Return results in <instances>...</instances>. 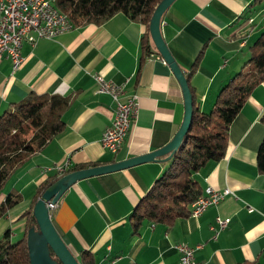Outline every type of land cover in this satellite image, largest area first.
Here are the masks:
<instances>
[{"label": "crops", "instance_id": "0c3cea01", "mask_svg": "<svg viewBox=\"0 0 264 264\" xmlns=\"http://www.w3.org/2000/svg\"><path fill=\"white\" fill-rule=\"evenodd\" d=\"M262 9L264 0H175L164 12L163 38L185 74L203 49L190 78L201 111L210 110L220 88L248 58L264 25ZM247 17L256 28L241 45L250 28ZM145 31L144 24L119 12L101 25L24 42V62L15 72L8 59L0 60V114L29 93L72 94L63 133L35 153L0 194V199L9 191L22 196L0 218V238L7 228L13 240L26 235L27 218L21 216L33 208L37 187L53 175L47 167L111 164L161 148L176 134L184 117L182 91L153 43L141 64ZM95 74L124 85L126 95H137L136 114L116 153L101 144L115 102L97 92ZM263 113L264 81L231 122L225 156L195 174L203 194L207 188L232 192L198 217L179 218L171 227L145 222L132 234L129 216L165 165L150 161L77 181L51 212L55 228L76 257L89 250L96 264H182L178 244L200 246L194 259L201 264H264V173L256 165ZM217 216L230 222L214 239L210 226Z\"/></svg>", "mask_w": 264, "mask_h": 264}, {"label": "trees", "instance_id": "16d2710c", "mask_svg": "<svg viewBox=\"0 0 264 264\" xmlns=\"http://www.w3.org/2000/svg\"><path fill=\"white\" fill-rule=\"evenodd\" d=\"M160 1L55 0V6L68 16L75 27L101 25L119 12L134 22L144 24L146 31L141 41L142 64L150 55L152 41L148 25ZM202 54L203 49L185 74L193 99L189 131L131 212L129 221L132 234H138L145 222L171 227L177 219L190 215L191 203L203 194L195 174L209 162L219 161L225 156L231 122L255 87L264 81V25L249 47L248 58L220 88L207 112L200 110L190 83ZM71 95L29 93L0 114V194L14 174L35 153L63 133L66 128L65 114L71 106ZM261 121L264 123V113ZM256 165L259 172L264 173V137L257 150ZM83 167L68 166L64 174ZM58 178L53 172V175L41 183L37 187L33 203ZM21 199L22 196L17 191H9L0 199V218ZM24 217L27 218V232L29 227L36 226L32 208L22 214L21 218ZM11 231L7 228L0 238V264H30L26 236L13 240ZM76 258L80 264H96L95 256L89 250L81 251ZM237 264H259V261Z\"/></svg>", "mask_w": 264, "mask_h": 264}, {"label": "built area", "instance_id": "2783aa9c", "mask_svg": "<svg viewBox=\"0 0 264 264\" xmlns=\"http://www.w3.org/2000/svg\"><path fill=\"white\" fill-rule=\"evenodd\" d=\"M264 16V9L261 10ZM250 27L247 36L241 39V45H245L246 38L254 32L256 25L253 17L245 19ZM75 26L68 16L55 6V0H0V60L8 59L12 70L15 72L24 62L22 47L24 42L35 44L39 39H51L57 35L73 29ZM97 84L98 93L109 94L115 102L113 119L101 138V144L106 150L116 153L122 146L132 124L137 109V95L125 94L124 85H117L105 79L100 74L93 75ZM69 166L68 162L47 167L58 177L62 176ZM232 192L225 188L213 190L207 188L190 205V215L198 217L209 206L217 205ZM58 203V202H57ZM57 203H47L52 212ZM230 218H215V224L210 226L215 239L218 232L227 228ZM153 226V225H152ZM185 244L176 246L180 253L182 264H201L194 259L195 249Z\"/></svg>", "mask_w": 264, "mask_h": 264}, {"label": "water", "instance_id": "95a60500", "mask_svg": "<svg viewBox=\"0 0 264 264\" xmlns=\"http://www.w3.org/2000/svg\"><path fill=\"white\" fill-rule=\"evenodd\" d=\"M174 1L161 0L157 4L150 18L148 30L157 52L169 65L182 91L184 117L180 128L173 138L161 148L111 164L92 166L68 172L47 187L37 198L32 208V215L36 226L29 227L25 235L30 264H80L55 228L47 203H57L64 192L77 181L123 170L145 162H167L189 131L193 114L192 94L186 75L170 52L161 31L163 14Z\"/></svg>", "mask_w": 264, "mask_h": 264}, {"label": "rangeland", "instance_id": "374dc122", "mask_svg": "<svg viewBox=\"0 0 264 264\" xmlns=\"http://www.w3.org/2000/svg\"><path fill=\"white\" fill-rule=\"evenodd\" d=\"M6 190V187L3 188V190L1 192H4Z\"/></svg>", "mask_w": 264, "mask_h": 264}]
</instances>
